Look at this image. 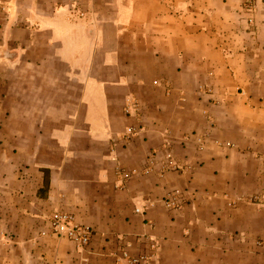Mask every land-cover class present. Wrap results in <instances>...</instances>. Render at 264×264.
Wrapping results in <instances>:
<instances>
[{"label": "crops", "instance_id": "crops-1", "mask_svg": "<svg viewBox=\"0 0 264 264\" xmlns=\"http://www.w3.org/2000/svg\"><path fill=\"white\" fill-rule=\"evenodd\" d=\"M258 241L264 0H0V264H264Z\"/></svg>", "mask_w": 264, "mask_h": 264}, {"label": "built area", "instance_id": "built-area-1", "mask_svg": "<svg viewBox=\"0 0 264 264\" xmlns=\"http://www.w3.org/2000/svg\"><path fill=\"white\" fill-rule=\"evenodd\" d=\"M255 6V1L249 4V8L252 9ZM252 23V22H251ZM133 129H130L127 138L134 134ZM155 157L156 154H152L150 156L149 167L146 170L147 173L154 170L155 166ZM168 171H184V167L177 163L172 155H168L165 162L162 164L161 173H165ZM133 173H130L125 170H121L118 172L124 180L129 179ZM181 193L177 192L173 195H169L164 203L168 208H180L182 204L180 203ZM260 200V199H258ZM138 213H141L140 210H137ZM50 227L52 235L59 237L61 239H68L78 246L85 248L90 245L94 231L91 227L83 226L78 224L75 221V218L71 215L56 212L52 218L50 219ZM259 246L264 247V242H260ZM156 246H153V252L155 251ZM121 261L119 264H156V254L144 253L140 255H132L127 250L122 251L121 253Z\"/></svg>", "mask_w": 264, "mask_h": 264}, {"label": "rangeland", "instance_id": "rangeland-1", "mask_svg": "<svg viewBox=\"0 0 264 264\" xmlns=\"http://www.w3.org/2000/svg\"><path fill=\"white\" fill-rule=\"evenodd\" d=\"M260 242H263V241H258V242H257L258 246H259V243H260ZM260 247H261V246H260Z\"/></svg>", "mask_w": 264, "mask_h": 264}]
</instances>
